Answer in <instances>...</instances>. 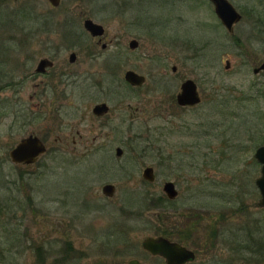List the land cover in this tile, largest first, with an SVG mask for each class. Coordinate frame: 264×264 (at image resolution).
Masks as SVG:
<instances>
[{
    "label": "rangeland",
    "instance_id": "obj_1",
    "mask_svg": "<svg viewBox=\"0 0 264 264\" xmlns=\"http://www.w3.org/2000/svg\"><path fill=\"white\" fill-rule=\"evenodd\" d=\"M10 1L14 8L35 0ZM36 1L44 11L53 10L56 18L67 13L77 15L76 25L83 33V15L93 18L105 26L114 42L103 50L84 34V45L71 47V41L64 45L61 35H52L49 46L62 48L48 51L33 43L21 50L14 45L11 54L0 46V89L11 81H22V87L0 90V100L9 103L5 114L0 115V264H40V259L43 264H62L57 261L61 262L66 253L73 264H127L132 258L160 264L146 256L142 241L158 234L161 213L166 221L164 230L184 243L190 240V248L198 241L201 250L192 264H231L222 236L215 240L216 249L206 252L211 240L209 227L223 213L234 221L230 224L254 221L258 250L254 253L243 247L239 251L242 258L234 264H264V208L257 207L261 197L255 183L261 175L255 155L264 144V71L253 72L264 63V29L257 30L254 21L244 17L230 35L218 27L214 9L206 0H177L163 8L164 0H145L146 12L154 17L162 13L181 16L180 40L185 38L184 27L191 22L193 33L189 37L194 38L195 51H200L198 57L182 62L188 52L182 42L176 43V48L165 49L169 61L159 67L154 64L158 57L154 43H148L141 53L129 55L128 41L137 34L125 33L123 16H104L111 12L108 4L100 3L95 10V0H62L58 9H52L48 0ZM229 1L239 12L264 20V0ZM88 49L95 56L89 57ZM71 52L77 53L78 64L69 63ZM44 55L57 62L53 71L61 69L67 73L65 78L61 75L48 85L49 77H32ZM107 58L118 63L115 75L106 70ZM173 65L179 68L177 75L172 73ZM127 70L146 76L141 90L127 92L122 88ZM186 78L198 84L203 97L195 110L181 109L171 99ZM38 83L41 87L46 83V88L30 100ZM115 89L121 92L119 100L108 99L107 94ZM18 102L27 111V118L16 122L11 104ZM101 102L109 104L111 113L97 118L92 110ZM129 105L132 110L138 108L133 123L125 121L132 111ZM158 110L165 118L162 126H168L163 130L165 161L159 156L128 161L135 154L119 142L149 137L156 147L161 125ZM78 129L88 143L73 152L71 137L78 140ZM31 134L41 137L48 152L32 166L14 164L10 152ZM56 137H62L63 142L56 143ZM93 138H97L99 149H85ZM117 147L128 152L127 157L117 158ZM122 165L128 169L124 176L115 169ZM148 166L155 168L157 176L152 184L142 177ZM168 181L175 183L178 199L165 203V208L147 211L158 203L155 200L163 203V185ZM106 184L116 186L115 199L103 195ZM124 205L130 208L126 212L120 209ZM236 206L244 208L243 214H234ZM114 226L111 231L116 230V234L110 240H121V227H127L131 244V253L117 259L104 255L105 249L100 247L103 241L109 242L107 236ZM174 228L182 235L173 232ZM243 242L246 245L247 239ZM114 248L117 251L119 245Z\"/></svg>",
    "mask_w": 264,
    "mask_h": 264
},
{
    "label": "flooded vegetation",
    "instance_id": "obj_2",
    "mask_svg": "<svg viewBox=\"0 0 264 264\" xmlns=\"http://www.w3.org/2000/svg\"><path fill=\"white\" fill-rule=\"evenodd\" d=\"M176 1L177 0H164V2H161V1L160 2L162 5V8H163L164 6L173 5ZM206 1L214 9V13H215L214 5L209 0H206ZM94 2H95V10H96V6L97 5L99 6L100 3H102L103 5L108 4V6H110V8H111V12L104 14V16H117V15L123 16L125 18L124 23H123L125 33L127 34V32H129L131 34H133V33L137 34L128 41V46L131 50L129 55H132V53H141L143 49H145L146 47L149 46L148 43H154L155 46L157 47V54H158L157 55L158 57L155 58L154 64H155V66L163 67L166 65L167 61H169V54L167 52H164L165 49H167V51H168L169 49L175 47L176 43L182 42L184 49H186V51L188 52L187 55H183L182 62L191 61L196 57L194 38L189 37L193 33V25L191 24V22L188 24L187 27H184L183 31L185 33V38H182V40H180V38H179V28H178L179 23L180 22L183 23V19L180 18L181 16H179V15L174 16L170 13H162V14H158L154 17L152 14H149L146 12L147 10L144 8L145 0H95ZM48 3L50 4L49 0H48ZM61 3H62V0H60V4L57 7H53L51 4H50V6L52 9H58L61 6ZM12 5H14L13 1L0 0V38H1L0 46L2 48L6 49L8 53L12 54V52L14 51V47H13L14 45L16 47L20 48L21 50H25L26 48L29 49L30 46L33 45V43H34V45L40 44L45 50H48V51L54 50L55 48H62V46H59V47L58 46H49V45H52L51 44L52 43V41H51L52 35H56V36L61 35L60 38L63 41L64 45H66L67 41H71V47L78 46V45H84V43H85V41L83 39L84 34H88L91 38H93L96 45L100 46V48L103 50L108 49V47L111 44H113V42H114L111 38H109L108 31L106 30L104 25L96 22L95 20H93V18L86 16L85 14L82 17L83 28H84V33H83L79 30V28L76 25L77 15L74 16L70 13H67V16L64 18H61L62 16L59 18H56L53 10L44 11V9L41 8V5L36 0L30 1L27 4H23V5H20L18 7H14V8L11 7ZM90 11L93 12L94 17L97 16L95 14L94 10H90ZM163 12H167V9H164ZM239 13L242 16V19L239 23H241L243 21L244 17L251 18V20L254 21V25H255L257 30L262 31L264 29V20L261 21V20H259V18H255L256 16L251 14V13L250 14L243 13V12H239ZM214 16H215V19L217 21L216 23H217L218 27L221 29H224L225 31L228 32L227 28L219 20L216 13ZM88 19L92 20L94 23L103 27L104 31H103L102 35L93 36L89 31L86 30L84 24H85V21ZM79 26L81 27L80 23H79ZM235 26L233 28V33L228 32L230 35H234ZM67 37H71V38L67 39ZM188 37H189V39H188ZM50 41H51V43H50ZM132 45H135V46H132ZM73 54H75L74 61H72V59H71V56ZM88 55H89V57H92V56H95V53L93 50L88 49ZM142 55H144V54H142ZM138 58H141V56H138ZM111 59L112 58H107L104 65L106 67L107 72L115 75V70L119 66H118V63L111 62ZM68 60H69V63L71 65H75V64L79 63V57H78L76 52H71L69 54ZM43 61H46L44 64V67L40 68L39 65ZM177 64L179 65V63H177ZM56 66H57V62L53 58L44 55L39 59L37 65L34 69V72L32 74V77H34V78H39L38 76L49 77L48 85L55 78L60 79V77H62V76H64V78H65L67 73L62 71L61 69L57 68L55 71H53L56 68ZM171 70H172V73L174 75H177L179 72V68L176 65H173L171 67ZM128 71H133V72L143 76L145 78L144 84L142 86L138 87V86H133L131 83H129L125 79L126 73ZM165 73H166V71H165ZM27 78H30V77L28 76ZM67 78H68V76L66 77V79ZM124 80H125V86L122 88H124V90L127 92L139 91V90H141V88H143L145 86V84L147 82L146 76H144L143 74H140L134 70H127L124 74ZM187 80H193V79H188V78H186L185 80L183 79V81L180 85V90L177 92V94L175 96L173 95L171 99L174 102V104H176V106L181 108V109L195 110L197 107H199L201 105V103L203 101V97L199 91L198 84L194 80L193 81L197 85V89H198V92H199V95L201 98V103L197 106L189 107V106H181L179 104V101H178V96L182 91V85ZM208 81H209V78H208ZM41 83H38L35 85V92L30 96V100L36 99L37 94L39 93L38 90H40L41 88H46V83H43L42 87H41ZM21 84H22V81H19L17 83L15 81H11L6 86L7 87L13 86V88L15 86L22 87ZM96 84L100 85V82L97 81ZM6 86H3L0 90L7 88ZM108 88L109 87L107 86V90H105V92H108ZM102 89H103V84H102ZM119 94H121V92H119L118 90L115 89V91L109 92L107 94V98L111 99V100L112 99L113 100H119ZM3 103H6V102H3L0 100V104H3ZM19 105H21L19 102L12 104L13 107H12L11 112L13 113L16 122H18L19 119L26 120V118H27L26 117L27 111L24 108H21ZM99 105H106L108 111L106 113H104L103 115L97 116L94 114V108H96ZM38 108L39 107L37 106V109ZM132 109H133L132 106L129 105L128 110L130 111ZM92 113L97 118H104L111 113V108H110L109 104H107L106 102H101V103L96 104L93 107ZM135 113H138V108H134V110L130 111V113L128 114V117H126L125 121H127L129 123L135 122L134 121L135 120L134 119ZM158 116H159V119H161V125L159 126V131H157V132H159V134H158L159 141L157 142L156 147L153 146V141L149 137L140 138L138 142H137V137H136L135 141H133L131 138H127V140H125V138H124L123 141L119 142L123 146L124 149H128L131 147L130 149H132L133 153L135 154V157H133L132 159L127 158L128 161L137 160V159H139V157L141 159L146 158V157H149V158L156 157L158 159V156H159V158L161 160L163 159V154H164L163 144H165V138H164L163 130L166 129L165 127H168V126H162V124L165 125L164 124L165 118L162 115L161 111L158 112ZM130 126L132 127V125H130ZM130 130L132 131V129H130ZM146 130H150V129H146ZM145 132H150V131H145ZM171 132H173V131H171ZM76 133L78 135V140H76L75 136L71 137L72 144L74 147L73 152H75L76 147H78L82 143H88V142L83 141L84 136L80 132V129H78ZM203 133H204V135L207 134L206 131H204ZM31 135H33L34 137L36 136L37 138H39L41 140V142L45 145V147L47 149V151H46V153H47L48 147L45 144V142L41 139V137L34 135V134H31ZM31 135H29V136H31ZM29 136H27V137H29ZM27 137H25V138H27ZM69 137L70 136H64V138H69ZM25 138H22L14 147H16ZM96 139L97 138H93V141L90 144L85 145L84 148L85 149L90 148L91 150L96 149V148L99 149V147L96 146V144H97ZM55 142L56 143H62L63 138L62 137H56ZM65 146H66V148L69 147L68 141H66ZM132 146H134V147H132ZM188 148H193V144H188ZM119 149H120L121 155H119ZM96 153H98V152H96ZM127 154H128V152H126V154H125L124 150L121 147L116 148L117 158L122 159V158H124V156L127 157ZM162 161H165V160L163 159ZM25 166H32V165H25ZM122 166L123 167L120 166V167L115 168V169L120 170L121 175L124 176L126 174V172L128 171V169L126 168L125 165H122ZM148 167L153 168L155 180L153 182H148L146 179H144V177H143L144 171L142 173V177L147 183L152 184L156 181L157 176L155 173V168L152 166H148ZM148 167H146V168H148ZM103 168L104 167H102V169ZM109 169L112 170V168H109ZM260 173H261V170H260ZM118 174H120V173H118ZM118 174H116V172H115V175H118ZM166 183L167 182H165L163 185V193H164L163 203H159V200H155L158 203L155 204L153 207L148 208L147 211H151V208H154V207H156V209L165 208V206H166L165 203H168L169 201L170 202L175 201L178 199L179 192H178L177 198L174 200H171L166 195L165 190H164V186ZM172 183L175 185L174 182H172ZM106 185H112L115 187V190L113 192L114 194L112 196H109L106 193H104L103 188ZM106 185H104L102 188L103 195L109 199H115L116 198V191H117L116 186L113 184H106ZM175 188L177 190L176 185H175ZM258 191H259V189H258ZM259 194H260V192H259ZM257 207L259 208L258 203H257ZM120 209L123 212H126V210L130 209V208L126 207L124 205ZM243 210H244V208L242 206L241 207L236 206L235 210H234L235 211L234 214H238V213L243 214ZM162 214L163 213L158 215V226L160 227V229L158 230L159 231L158 234L155 236H153V235L146 236L144 238V240L148 237H153V238L162 237V238L167 239L171 243L181 244L182 246L186 247L187 249H189L190 251H192L195 254V259L193 261H190V262H187L184 264L194 263L197 259V255L199 254L198 251L201 250V246L199 245L198 241L195 243V245H193L192 248H190L189 247L191 245L190 240H188V243H184L181 241V239H179V238L177 239V236H173L171 231L164 230L163 225L165 226L166 221H165V218L162 216ZM229 218H230V216H228L226 213H223V215L218 220L214 221V223L212 222L213 224L209 227L211 240L209 241V243L207 245L206 252L209 254L208 251L215 250L216 249V244H215L216 241L215 240L219 239L222 236V238H223L222 244L224 246L228 247L227 255L232 260L231 264H234V262H236V261H238V259L242 258V256L239 254V251L243 250V247H244V249L250 250V251L255 253V251L258 250V247L260 244H259V239H256L254 236V223H255L254 221H246L245 224L240 223V222H238V224H230V222H234V221L229 220ZM235 223H237V222H235ZM220 224H222V225L220 226V229H219L218 225H220ZM227 226H229V227H227ZM113 229H115V226H114V228H111L109 230V234L107 236V238H109L108 239L109 242L103 241L100 245L101 248L105 249V250H102L103 254L105 255L106 253H108V255H110L111 259H117L121 256L129 255L131 253V250L129 248L131 244L128 240V231H127L128 229H127V227H121V232L123 234V238L117 242L115 240H112V241L110 240V237H113L116 234V230L114 232L111 231ZM193 230H194V228H193ZM172 231L173 232L176 231L177 233L181 234V232H178V228H174V230H172ZM177 233H176V235H177ZM191 234H192V231H191ZM191 234L189 233L188 239H189ZM194 235H195V230L193 233V237H194ZM245 238L247 239L246 245L243 242V239H245ZM144 240L142 241V249L144 250V253L146 254V256L149 259H152L154 261H159L160 264H166V260L163 256L153 255L152 253H150L149 251H147L144 248ZM115 244L119 245V248L117 251L114 248ZM132 260H136L140 264H146L138 258H132V259L128 260L127 264H130V262ZM42 262L43 261H41V259H40L39 263L43 264ZM57 263L73 264V262L71 261V255L66 253L63 256V258L61 259V262L57 261ZM102 264H106V263L103 262Z\"/></svg>",
    "mask_w": 264,
    "mask_h": 264
},
{
    "label": "water",
    "instance_id": "obj_3",
    "mask_svg": "<svg viewBox=\"0 0 264 264\" xmlns=\"http://www.w3.org/2000/svg\"><path fill=\"white\" fill-rule=\"evenodd\" d=\"M215 8V13L222 24L227 28L229 33H233V28L238 24L242 16L236 7L229 0H209ZM53 7H57L60 4V0H49ZM87 31H89L93 36H98L103 34V27L94 23L92 20L88 19L84 24ZM135 46V45H132ZM72 61L75 59V54L71 56ZM46 61L41 62L40 68L44 67ZM230 68V63L227 62V69ZM264 71V63L258 68L253 70L254 74H259ZM125 79L131 83L133 86H142L145 82V78L133 71H128L126 73ZM178 101L181 106H197L201 103V98L197 89V85L193 80H187L182 85V91L178 96ZM108 111L106 105H99L94 108L95 115H103ZM47 149L45 145L41 142L39 138L33 135L23 139L12 151L10 152L11 161L17 165H34L41 156L46 153ZM119 155H121L119 149ZM256 160L262 165L261 176L256 180V185L261 194V200L258 203L259 207L264 208V144L261 146L255 155ZM144 179L148 182H153L155 180L154 170L148 167L143 173ZM104 193L112 196L115 187L112 185H106L104 188ZM166 195L174 200L178 196V191L172 182H167L164 186ZM144 248L152 253L153 255L163 256L166 260V264H184L195 259V254L178 243H171L165 238L158 237H148L144 240ZM130 264H140L136 260H132Z\"/></svg>",
    "mask_w": 264,
    "mask_h": 264
},
{
    "label": "trees",
    "instance_id": "obj_4",
    "mask_svg": "<svg viewBox=\"0 0 264 264\" xmlns=\"http://www.w3.org/2000/svg\"><path fill=\"white\" fill-rule=\"evenodd\" d=\"M199 54H200V51H196V56L198 57L199 56ZM8 104L9 103H3V104H0V115H3V114H5V112H3V110L5 109V108H7V106H8ZM12 104H11V110H12Z\"/></svg>",
    "mask_w": 264,
    "mask_h": 264
}]
</instances>
